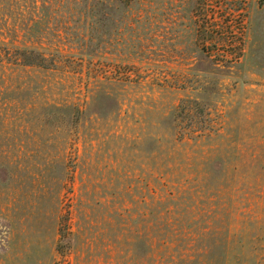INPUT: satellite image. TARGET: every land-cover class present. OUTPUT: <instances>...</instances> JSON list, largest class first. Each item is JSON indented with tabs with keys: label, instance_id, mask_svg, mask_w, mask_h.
Instances as JSON below:
<instances>
[{
	"label": "rangeland",
	"instance_id": "rangeland-1",
	"mask_svg": "<svg viewBox=\"0 0 264 264\" xmlns=\"http://www.w3.org/2000/svg\"><path fill=\"white\" fill-rule=\"evenodd\" d=\"M0 264H264V0H0Z\"/></svg>",
	"mask_w": 264,
	"mask_h": 264
}]
</instances>
